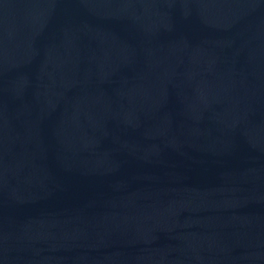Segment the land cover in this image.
I'll list each match as a JSON object with an SVG mask.
<instances>
[{
	"label": "water",
	"instance_id": "1",
	"mask_svg": "<svg viewBox=\"0 0 264 264\" xmlns=\"http://www.w3.org/2000/svg\"><path fill=\"white\" fill-rule=\"evenodd\" d=\"M0 264H264V0H0Z\"/></svg>",
	"mask_w": 264,
	"mask_h": 264
}]
</instances>
